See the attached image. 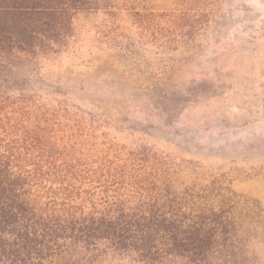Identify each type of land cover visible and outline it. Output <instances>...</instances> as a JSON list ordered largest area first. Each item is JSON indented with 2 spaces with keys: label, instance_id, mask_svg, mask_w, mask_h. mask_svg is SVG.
Masks as SVG:
<instances>
[{
  "label": "rangeland",
  "instance_id": "374dc122",
  "mask_svg": "<svg viewBox=\"0 0 264 264\" xmlns=\"http://www.w3.org/2000/svg\"><path fill=\"white\" fill-rule=\"evenodd\" d=\"M86 2L47 49L8 55L0 103L61 154L156 155L176 190L231 198L236 247L212 264H264V0Z\"/></svg>",
  "mask_w": 264,
  "mask_h": 264
},
{
  "label": "trees",
  "instance_id": "16d2710c",
  "mask_svg": "<svg viewBox=\"0 0 264 264\" xmlns=\"http://www.w3.org/2000/svg\"><path fill=\"white\" fill-rule=\"evenodd\" d=\"M87 5L0 0V68L14 51L47 49ZM9 105L0 103V264H105L112 257L212 264L220 247H236L231 198L215 189L176 190L156 155L61 154V145L39 138Z\"/></svg>",
  "mask_w": 264,
  "mask_h": 264
}]
</instances>
